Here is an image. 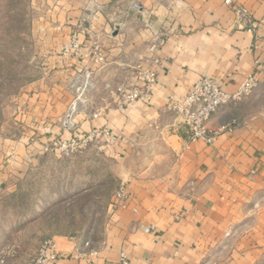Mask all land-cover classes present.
Instances as JSON below:
<instances>
[{
	"label": "crops",
	"instance_id": "1",
	"mask_svg": "<svg viewBox=\"0 0 264 264\" xmlns=\"http://www.w3.org/2000/svg\"><path fill=\"white\" fill-rule=\"evenodd\" d=\"M230 2L63 0L53 22L62 39L76 34L86 43L80 52L84 56L92 45L106 46L113 55L120 52V43L130 45L132 69L149 65L155 35L165 41L154 54L160 61L157 80L145 99L121 105L115 87L134 82V72L119 73L110 91L99 92L98 110L77 114L73 128L64 127L53 111L67 101L72 77L66 74L80 70L84 58L32 86L40 101L31 103L42 113L31 119L48 122L45 137L0 140L2 192L31 167V155L48 140L80 139L94 130H108L116 139L104 153L118 162L115 176L125 197L101 238L88 241V248L84 238H53L61 256L53 264H82L79 257L89 253H96L88 258L93 264L117 262L121 253L129 264H264V73L254 67L256 59L264 64V28L251 31L234 10L243 9L264 24V0ZM115 26L119 30L113 36ZM252 74L258 87L210 119L211 133L230 127L212 145L189 143L186 129L165 110L168 98L186 95L200 78H211L232 93Z\"/></svg>",
	"mask_w": 264,
	"mask_h": 264
},
{
	"label": "rangeland",
	"instance_id": "2",
	"mask_svg": "<svg viewBox=\"0 0 264 264\" xmlns=\"http://www.w3.org/2000/svg\"><path fill=\"white\" fill-rule=\"evenodd\" d=\"M62 2L0 0V140L45 137L48 122L31 119L33 113H42L41 108L36 110L38 104L31 103L40 101L34 99L32 86L44 78L58 77L61 66L73 69L77 60L86 61L73 75L66 74L72 77L67 101L53 111L69 129L77 114L98 110L99 92L110 91L117 74L134 72L128 68L133 51L127 50L130 45L120 43L116 55L98 45L102 61H96L92 49L81 54L86 43L79 40L78 51L66 53L64 48L73 34L62 39L56 29L58 22H53ZM73 139L77 140L73 136L48 140L31 155V167L12 181L11 189L0 192V264H23L44 241L55 237L101 238L111 212L118 207L122 185L115 174L119 165L104 153V141L66 151L52 148L53 142Z\"/></svg>",
	"mask_w": 264,
	"mask_h": 264
},
{
	"label": "built area",
	"instance_id": "3",
	"mask_svg": "<svg viewBox=\"0 0 264 264\" xmlns=\"http://www.w3.org/2000/svg\"><path fill=\"white\" fill-rule=\"evenodd\" d=\"M227 6H231L230 0H225ZM235 13L244 18L251 26V31L256 28H264V24L253 21L251 16L243 9L235 8ZM164 37H157L149 46L150 58L146 61L149 65L134 64L132 70L134 77L132 83L123 82L115 87V94L121 105L130 106L135 102L147 97L150 87L156 82V68L160 61L154 56L157 49L164 44ZM79 48L78 37L73 34L71 42L65 46L66 53L77 52ZM92 54L96 61H102L101 50L98 45L92 48ZM153 54V55H151ZM255 70L258 73H264V64L256 59L254 61ZM258 87V81L254 74L246 76L235 92L229 93L221 89L220 85L211 78H200L191 87L190 91L179 98L170 97L165 103V110L170 114L179 126L186 129L187 140L189 143L203 142L206 145H212L219 133L226 132L229 126L223 127L216 132H209L208 123L212 116L221 108L242 102ZM96 113L93 118H96ZM115 137L108 130H94L84 137L70 141L53 142L52 148L59 151H66L68 148H81L88 143L95 141H104L110 144L115 141ZM120 202L124 197V190L121 189L118 195ZM90 243L83 242V247L88 248ZM96 253L82 254L79 258L82 264H93L88 259ZM61 258L53 240L44 241L39 247L35 256L24 264H53ZM108 264H129L126 254L121 253L117 262Z\"/></svg>",
	"mask_w": 264,
	"mask_h": 264
},
{
	"label": "water",
	"instance_id": "4",
	"mask_svg": "<svg viewBox=\"0 0 264 264\" xmlns=\"http://www.w3.org/2000/svg\"><path fill=\"white\" fill-rule=\"evenodd\" d=\"M117 30H118V27L115 26V27H114V30H113V33H112L113 36H116V34H117Z\"/></svg>",
	"mask_w": 264,
	"mask_h": 264
},
{
	"label": "trees",
	"instance_id": "5",
	"mask_svg": "<svg viewBox=\"0 0 264 264\" xmlns=\"http://www.w3.org/2000/svg\"><path fill=\"white\" fill-rule=\"evenodd\" d=\"M56 205V203L53 204V206Z\"/></svg>",
	"mask_w": 264,
	"mask_h": 264
}]
</instances>
